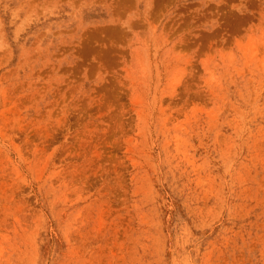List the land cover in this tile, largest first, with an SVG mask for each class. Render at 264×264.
Masks as SVG:
<instances>
[{
    "label": "rangeland",
    "instance_id": "1",
    "mask_svg": "<svg viewBox=\"0 0 264 264\" xmlns=\"http://www.w3.org/2000/svg\"><path fill=\"white\" fill-rule=\"evenodd\" d=\"M0 264H264V0H0Z\"/></svg>",
    "mask_w": 264,
    "mask_h": 264
}]
</instances>
